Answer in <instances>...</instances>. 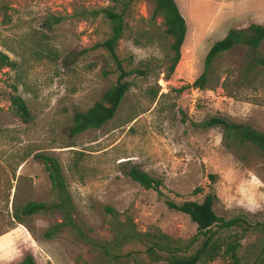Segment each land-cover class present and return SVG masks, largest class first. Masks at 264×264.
Segmentation results:
<instances>
[{
    "label": "rangeland",
    "instance_id": "374dc122",
    "mask_svg": "<svg viewBox=\"0 0 264 264\" xmlns=\"http://www.w3.org/2000/svg\"><path fill=\"white\" fill-rule=\"evenodd\" d=\"M175 2L187 37L172 78L166 80L171 40L163 19H152L148 0H136L126 11L118 54L146 75L128 79L130 90L113 120L73 137L75 114L92 108L118 77L107 52L90 51L110 37L109 22L75 14L113 6V0H0V52L17 64L0 68V264L29 255L41 264H167L150 259L147 243L118 242V235L161 231L189 240L197 226L166 200L200 202L211 190L219 217L243 219L258 232L217 229L225 244L240 243L239 262L223 256L210 264H252L262 256L264 151L230 138L222 127L201 126L217 117L264 132V63L258 62L264 42L256 53L237 46L217 57L209 75L215 89L191 86L210 49L230 30L264 25V0ZM52 18L62 21L49 26ZM11 86L26 102L30 121L15 114ZM45 155L62 167L76 224L88 240L107 245L110 256L71 229L45 238L61 221L56 213L15 218L30 202L58 201ZM133 167L162 181L164 195L135 183L128 175ZM197 188L204 191L194 195Z\"/></svg>",
    "mask_w": 264,
    "mask_h": 264
},
{
    "label": "trees",
    "instance_id": "16d2710c",
    "mask_svg": "<svg viewBox=\"0 0 264 264\" xmlns=\"http://www.w3.org/2000/svg\"><path fill=\"white\" fill-rule=\"evenodd\" d=\"M135 1L136 0H113V6L99 9L84 8L75 14V17L87 21L103 17L109 22L111 26L110 37L104 42L93 46L90 51L104 50L107 52L114 64L118 77L116 83L92 108L86 112L75 114L73 126L70 129V134L73 137L81 135L89 130H99L113 120L130 90L131 83L128 79L135 74L146 75L143 71L131 68V59L121 58L118 54V46L126 30L125 14L128 7ZM148 1L153 6L152 19L155 20L159 17L163 19L165 34L171 40V56L166 77V80L169 81L174 75L182 58V48L187 37L186 20L180 13L175 0ZM6 8V6L3 8L5 12ZM5 17H7V14H5ZM61 21L62 19L52 18L49 20L48 25L52 26ZM263 42L264 25L251 24L249 28L244 30H230L223 40L216 42L210 49L206 56L204 71L195 80L191 88L201 91L215 89L209 75L217 57L231 51L237 46H245L250 51L256 53ZM258 62L264 63L263 60ZM250 66H252V62H250ZM15 67H17V64L0 52V68L13 69ZM11 88L13 93L10 95L9 101L15 114L25 122L30 121L31 114L26 102L21 96L16 94V87L11 86ZM201 127L204 129L222 127L230 138L243 144H253L264 151V132L254 129L251 126L232 123L225 118L213 117L203 123ZM41 160L45 165V170L49 175L52 187L57 192L58 201L52 204L30 202L21 209V214L15 215V218L20 221L22 217L56 213L60 216L61 221L49 228L44 234L45 238L52 239L61 231L71 229L76 235L84 240L87 239L89 243L99 248L104 252L105 256H110L111 250L107 245L88 240L81 228L76 224L74 219V204L59 161L46 155L41 156ZM128 175L143 189L154 190L159 195H164L162 191L163 182L154 179L138 167L131 168ZM210 178L213 180L215 179L214 176H210ZM203 191V189L197 188L194 190L193 194L198 195ZM218 202L219 198L213 190L209 191L200 202L187 200L182 204H178L169 198L166 200V205L169 209L187 215L197 226L198 233L189 240L175 239L161 231L150 234L129 230L128 232H124V234L122 233L121 236H117L118 242L120 239H130L138 241L141 244L147 243L145 252L154 262H165L167 264H210L223 256H227L235 263H238V249L240 243L235 241L225 244L222 239L217 238V229L231 230L235 227H239L242 228L246 234L256 232V227L258 225L252 226L240 218L225 220L219 217L215 211V206ZM107 212L110 214L115 213L109 208ZM262 231L264 232V226ZM224 247L226 248L224 249ZM261 255L262 256H259L252 264H264V247ZM115 257H117V255H115ZM18 264L41 263L33 256L29 255Z\"/></svg>",
    "mask_w": 264,
    "mask_h": 264
}]
</instances>
